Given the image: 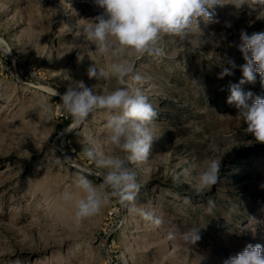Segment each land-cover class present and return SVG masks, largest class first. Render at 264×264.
<instances>
[{
    "label": "rangeland",
    "instance_id": "rangeland-1",
    "mask_svg": "<svg viewBox=\"0 0 264 264\" xmlns=\"http://www.w3.org/2000/svg\"><path fill=\"white\" fill-rule=\"evenodd\" d=\"M102 13L93 0H0V39L10 50L0 53V264H222L248 244L264 246V144L226 102L246 63L240 32L264 31V6L218 5V22L201 19L183 41L165 38L171 58L126 57L150 77L143 91L158 113L149 160L130 165L143 184L137 207L154 208L164 223L154 227L113 202L69 227L73 208L61 195L77 170H99L82 152L106 135V118L93 114L72 129L52 92L62 95L78 81L97 93L117 86L115 78L87 76L90 65L107 69L113 58L95 55V45L75 36L78 25ZM228 61L233 75L219 79ZM262 81L257 73L241 88L264 98ZM212 142L220 151L208 150ZM212 158L221 159V179L198 191L196 177ZM193 228L201 238L190 244L184 233Z\"/></svg>",
    "mask_w": 264,
    "mask_h": 264
},
{
    "label": "clouds",
    "instance_id": "clouds-1",
    "mask_svg": "<svg viewBox=\"0 0 264 264\" xmlns=\"http://www.w3.org/2000/svg\"><path fill=\"white\" fill-rule=\"evenodd\" d=\"M93 3L103 9V13L85 20L83 26L78 25L75 36L83 35L86 41L95 45V55L113 58L107 69L96 63L90 65L87 76L97 80L115 78L117 86L114 90L97 93L83 81H78L62 95L53 89L52 95L60 96L59 107L71 118L73 126L83 125L89 116L97 113L106 118V135L99 141L90 140L93 146L82 152L83 157L99 170H77L61 195L62 201L73 208L69 227H79L113 202L138 211L143 220L160 227L164 221L154 208L137 207L143 184L135 169L130 167L149 160L153 141L157 138L154 122L158 113L143 91L150 77L138 71L134 62L126 57L171 58L166 49V37H179L183 41L189 38L190 30L194 25L198 27L201 19L218 22L213 20L218 5H233L242 11L264 6V0H93ZM240 40L238 47L246 63L240 66L242 79L239 83L229 85L230 95L226 102L240 110L239 116L247 126L246 133L264 144V98L254 97L251 91L245 92L241 88L245 83H254L257 73L264 78V31L249 35L241 30ZM200 43L197 40L198 47ZM9 52L6 42L0 39V53L6 56ZM78 59L83 61L84 56ZM228 63L231 68L224 67L218 74L219 79L233 75L232 69L236 65L233 61ZM99 145L105 150H100ZM208 150L217 152L220 148L212 142ZM221 168V159L207 160L196 177L197 190L211 191L221 179ZM188 174L189 170L185 169L183 175ZM93 175L102 182L97 184L88 178ZM207 204V211L211 213L215 202L209 199ZM199 232L200 229L193 228L184 233L185 241L195 244L201 238ZM175 238V232L169 231L167 239ZM262 253L264 246L261 244H248L222 264H264Z\"/></svg>",
    "mask_w": 264,
    "mask_h": 264
},
{
    "label": "bare ground",
    "instance_id": "bare-ground-1",
    "mask_svg": "<svg viewBox=\"0 0 264 264\" xmlns=\"http://www.w3.org/2000/svg\"><path fill=\"white\" fill-rule=\"evenodd\" d=\"M73 124H72V126H71V128L73 129ZM69 132H70V128H67L66 130H65V132L62 134L63 135V138L67 135V134H69Z\"/></svg>",
    "mask_w": 264,
    "mask_h": 264
}]
</instances>
